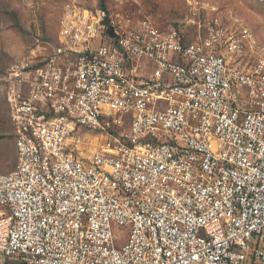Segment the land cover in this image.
Segmentation results:
<instances>
[{
    "label": "built area",
    "instance_id": "obj_1",
    "mask_svg": "<svg viewBox=\"0 0 264 264\" xmlns=\"http://www.w3.org/2000/svg\"><path fill=\"white\" fill-rule=\"evenodd\" d=\"M62 7L61 44L4 79L0 264H264V50Z\"/></svg>",
    "mask_w": 264,
    "mask_h": 264
},
{
    "label": "rangeland",
    "instance_id": "obj_2",
    "mask_svg": "<svg viewBox=\"0 0 264 264\" xmlns=\"http://www.w3.org/2000/svg\"><path fill=\"white\" fill-rule=\"evenodd\" d=\"M63 0H0V174L16 164L12 125L4 98V79L22 65L35 66L61 44ZM107 21L131 25L139 19L161 30L175 29L190 40L208 23L240 27L251 35L254 51L264 50V3L259 0H100ZM89 135L85 143L97 144ZM125 228H119L122 239Z\"/></svg>",
    "mask_w": 264,
    "mask_h": 264
}]
</instances>
